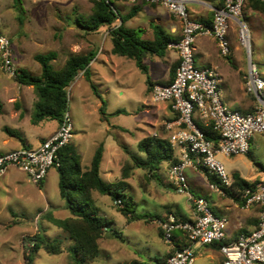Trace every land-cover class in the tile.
<instances>
[{
    "label": "crops",
    "instance_id": "1",
    "mask_svg": "<svg viewBox=\"0 0 264 264\" xmlns=\"http://www.w3.org/2000/svg\"><path fill=\"white\" fill-rule=\"evenodd\" d=\"M186 1L191 18L208 26L212 25L214 11L225 7L224 0ZM114 5L119 16L115 24L118 26L123 25V27L129 30L135 31L138 37L143 41L155 40L157 34L155 27L163 30L173 42L178 41L182 36L181 21L172 15L164 6L150 4L148 0H138L134 4L116 0V4L114 3ZM252 14L259 15L257 13ZM235 28L236 32H238V23L233 22L230 31H234ZM79 30L83 31L84 36L87 33L86 35L88 37L85 39L90 40L89 37L92 33L81 28ZM95 37L93 41H87L89 42L88 45L91 46L89 51L73 54L88 55L91 52L95 53V57L88 69L81 72L76 78L78 82L81 81L80 85H82V88L78 87L79 83L76 85V87L81 88V90L76 94L73 93V98L78 99L80 107L85 114H89L90 109L100 113L101 108L105 107V104L101 100L96 101L95 99L96 103L93 104V92L91 90L93 86L89 85V80L93 79V77L99 79V81L102 82L101 84L105 85L104 88L107 90L111 88V90L115 93L117 92V94L133 95L136 93V96L140 95L150 98L151 100L152 85L157 83L168 85L174 81L180 63V57L176 50L167 49L163 56L152 54L145 56L143 58V64L147 69L145 72L138 67L135 60L113 53L114 45L108 26L101 27L100 30L96 32ZM234 40H236V42H234ZM234 40L230 42L232 54L229 57H224L220 53L214 38L209 36L198 37L194 50L195 63L199 68L216 69L221 76V89L225 104L230 109L238 110L243 114H249L253 112L254 103L245 95L247 94L244 85L246 75L245 69L241 67L238 68L237 65H233L229 61L231 56L233 59L236 56L239 57L238 59L241 62V58H243L241 48H245L241 45L237 34L234 36ZM12 49L13 56H15L16 49L13 45ZM23 54L24 58L18 59L19 62H15L20 71H26L25 66H27V63H31L32 60L36 61V56L38 55L34 54L28 59L25 58L26 53L24 51ZM89 72H92V76L90 75L91 77H87ZM82 80H84L83 83ZM93 82L94 81H91L90 83L92 84ZM74 85L75 84H73V86ZM5 86L6 84H4V87L1 89V92H4L2 94L3 98L0 97V156L15 150L39 149L47 139L59 130L61 123L50 119L35 123L33 116L34 111L27 107L23 99L25 90L17 89V91L13 93L9 86ZM26 87L27 90H32L31 92L35 94L33 86ZM38 101L36 95L33 100V108ZM138 104L143 106V111L148 115V119L151 117L150 120H145L147 127L151 129V131H148L147 134L143 132L142 135H145L137 139V145L139 146V142L145 137L156 135L169 140L171 131L168 129L167 124L176 123L179 118L178 113L172 110L171 104L168 102L155 103L152 100L153 105L149 107L150 104L145 98ZM118 111L119 110H115L111 114H116ZM157 122L163 124L161 125L163 127L161 132H159V129L156 130L158 126L156 124ZM140 125L142 129V123L138 124V128H140ZM115 128L117 127L114 126L111 128V126L105 125L104 129L101 131L104 133L102 138H100L99 141L95 140L94 147L91 148H88L81 139L75 142L73 137L71 142L81 157L83 171H86L91 166L99 146L104 145V155L100 173L102 176L104 162L107 158H110L111 163L105 172L111 173L115 181L108 182L104 179V176H102L108 183L121 181L124 168L128 164L131 165L130 154L139 155L138 147L137 152L132 153L126 150L127 148L125 149V146H120L118 143L113 147L106 145L107 133L111 135V132H114ZM175 129H178L176 125ZM120 130L124 129L121 127ZM252 145L258 149H262L264 146V135H255L251 142V147H253ZM174 150L179 162L180 151ZM124 154L128 155L125 156ZM218 158L224 164L231 177H233L234 174H238L244 180L250 183L256 182L257 184L264 180V163H258L251 153L236 157L219 155ZM171 165L164 164L158 173L154 172L151 174L142 169L130 166L129 178L125 181L129 186L132 182L136 183L138 188L144 192V194H147V200H143L146 204V208L142 210L138 208L136 210L134 209L132 218L124 216L121 212L115 215L111 212V207L116 208L111 197L103 196L97 192L93 193L98 215L109 222V225L105 228L103 238L99 240V248L102 246V250L106 252L110 259L106 264H146L139 254V249L144 248L149 249V253L154 251L159 256L155 258L156 262L163 263L166 262L175 251L185 247L188 241L186 235L181 231L175 233L173 244L168 245L165 243L160 227V220L166 219L169 215H175L186 221L196 219L192 196L204 197L208 200L212 210L217 216L225 217L228 220L226 240L229 243L236 241L241 234H250L258 228L261 216V207L258 204L252 205L250 209H245L243 197L240 196L239 193L233 191L232 188H225L221 192L212 191L209 176L205 172L193 168H189L185 171L191 196L188 194H180L177 192L174 183L169 179ZM115 171H120L121 177L115 176ZM145 175L147 177H145ZM140 176H142V178H139ZM0 179L3 180V185L7 188L8 207L10 208V214L16 219V224L23 222L19 221V219H25L27 215H31L30 217L35 216V221L37 219L39 220V218L47 219L50 215L56 219L71 217L72 214L70 210L67 209L66 202L59 192V173L57 167H53L49 171L42 187L34 184L28 174L14 166L8 167L5 173L0 176ZM213 183H218L216 177ZM49 184H51V192H55L54 195L49 193ZM12 197L15 199L13 200ZM140 197L141 195H139V198H135V201L133 200V205L137 206V204L140 203ZM15 207H20V211L14 210ZM61 213H66V216L67 214L69 216H65L66 218H59L58 215ZM9 221L13 222L12 219ZM39 229L40 228H35V226H33L30 233L33 232L32 234H35ZM63 232L67 235L64 230ZM126 243L133 246L134 250L128 249L127 246L124 245ZM70 246H72V244H69L67 248L63 247L61 255H63L64 251L68 252ZM195 254L196 258L194 264H223L225 260L219 244L195 246ZM119 255H121V257ZM97 258L93 264H96Z\"/></svg>",
    "mask_w": 264,
    "mask_h": 264
},
{
    "label": "built area",
    "instance_id": "2",
    "mask_svg": "<svg viewBox=\"0 0 264 264\" xmlns=\"http://www.w3.org/2000/svg\"><path fill=\"white\" fill-rule=\"evenodd\" d=\"M90 2L111 3L113 0H88ZM130 4L138 0H122ZM150 4L161 5L182 23V36L171 42L168 49H174L180 57L179 67L171 84H154L151 98L155 103L171 104L178 113L176 123H168L171 131L169 143L180 151V160L170 166L169 179L180 194L191 196L185 171L193 168L217 178L211 183L212 191L221 192L232 188V177L219 155L225 157L245 156L250 153L255 135H264V77L257 66L248 61L245 75V91L255 99L252 113L243 114L230 109L223 100L221 76L214 68H199L195 63V43L200 36H209L216 41L224 57L232 54L229 32L233 22L238 23V39L250 54V35L244 19L247 0H224L225 7L214 11L211 26L191 18L186 0H148ZM0 68L11 79H16L21 71L13 61L11 40L0 33ZM199 121V122H198ZM211 122L219 134L218 144L208 141L199 123ZM178 127V129H175ZM74 126L69 112L64 116L59 130L47 139L37 150L21 149L0 156V176L10 166L17 167L29 175L34 184L44 181L53 167H57L58 152L68 146L73 139ZM244 208L252 205L261 207L260 222L250 234H241L234 242H227L228 220L217 216L204 197H193L196 219L186 221L169 215L160 221L163 239L171 245L174 235L181 231L188 244L172 254L166 262L157 264H194L195 246L219 244L225 260L223 264H264V180L243 193ZM120 205L121 202H115Z\"/></svg>",
    "mask_w": 264,
    "mask_h": 264
},
{
    "label": "rangeland",
    "instance_id": "3",
    "mask_svg": "<svg viewBox=\"0 0 264 264\" xmlns=\"http://www.w3.org/2000/svg\"><path fill=\"white\" fill-rule=\"evenodd\" d=\"M21 2L22 6L20 9V7H15L14 0H0V33L7 36L16 49V54L13 56V61L15 60L14 63L19 62L18 59L24 58L23 51L26 53L25 58L28 59L34 54L48 55L54 52L58 54V57L52 62V65L55 70H60L64 67L67 59L71 55L89 51L91 46L88 45L89 42L87 41H93L96 38V33H92L89 37L90 40L85 39L88 37L86 35L87 33L84 36L83 31L79 30L80 27L74 25V21L80 17H88L92 14L93 4L90 1L22 0ZM113 2L116 4V0H113ZM244 18L250 35V54L247 50L241 48L243 54L241 62L238 59L239 57L236 56L234 59L231 56L229 61L233 65H237L238 68L241 67L245 69L246 74L250 58L264 77V18L261 15L257 16L252 13H248V16L244 13ZM236 34L238 35L236 28L234 31L229 32L228 37L230 42H233ZM234 42H236V40H234ZM25 69L26 72L32 76H40L42 72L41 65L34 60H32L31 63L29 62V64L27 63ZM90 75L92 76V72H89L87 77ZM75 81L68 88V103L66 110L69 112L74 126L73 137L75 142L81 139L88 148L94 147L95 140L99 141L100 138H102L104 133L101 131L104 129L105 125H109L111 128L116 126L117 128L114 129V132H111V135L107 133L106 145L113 147L118 143L120 146H125V149L127 148L126 150L136 153L138 149L136 143L137 139L142 138L148 131H151L145 123V120H150L151 117L148 119V115L143 111V106L138 103L140 101L142 102L145 98L150 104H148L149 107H151V105H153L152 100L140 95L136 96V93L133 95L117 94V92L115 93L111 88L109 90L104 88L105 85L101 84L102 82H100L99 79L93 77V79L89 80V85L94 87H91L93 92V104L96 103L95 99L96 101L101 100L105 104L103 108L105 114L102 115L101 112H96L93 109H90L89 114H85L80 107L78 99L73 98V93H78L82 88V85H80L81 81ZM83 81L84 80H82V83ZM91 81L94 82L91 84ZM78 83V87L81 88L76 87ZM4 84H6L5 87L9 86L13 93H15L17 89H24L25 93L23 94V99L25 104L28 108L33 109V116L37 114V104L33 108V100L36 95L39 100V95L34 87L35 94L31 92L32 90H27V87L21 85L16 79L9 78L0 68L1 98H3L2 94L4 92H1V89L4 87ZM73 84L75 85L73 86ZM245 95L255 106V99L248 94ZM115 110L119 111L116 114H111ZM100 119L103 120L101 121ZM140 123L143 125L142 129L141 125L140 128H138V124ZM156 124L158 125L156 130L159 129V132H161L163 129L161 125L163 124L160 122ZM121 127L125 131L120 130ZM143 132H145L144 135H142ZM252 146L250 150L252 156L258 163H264V146L262 149H258L254 145ZM124 155L126 156L128 154ZM110 160V158L105 160L102 168V176H104V179L108 182H115L113 180V175L105 172L111 163ZM115 174V176L121 177L120 171H115ZM145 177L147 176L145 175ZM139 178H142V176ZM48 189L49 193L54 195L55 192H51V184L48 185ZM126 193L131 196L134 201L135 198H139V195H141L140 203L137 204V206H133L135 210L137 208L140 210L146 208V204L143 200H147V194H144L136 183L132 182ZM12 199L14 200L15 198L12 197ZM8 206L7 188L3 185V180L0 179V264H25L22 239L24 235L30 233L33 226H35V228H40V232L49 237L52 241L58 243L62 248H67L69 244H74V241L67 236L68 234L66 235L62 229L49 222L52 217L47 219L39 218V220L37 219L35 221V216L30 217L31 215H27L25 219H19V221L23 222L16 224V219L10 214V208ZM14 210L20 211V207H15ZM111 212L115 215L120 214L119 211L113 207H111ZM58 216L59 218H64L66 213H61ZM68 216L67 214L66 217ZM11 219L14 223L9 221ZM32 233L33 232H31L30 235ZM116 241L119 242L118 240ZM124 245H126L128 249L134 250L133 246L129 245V243ZM100 248L96 264H106L110 259L106 252L102 250V246ZM68 252L64 251L63 255H61L62 253L51 255L42 249L37 254L34 264H74L72 258L70 259L71 254ZM139 254L146 264H157L155 258L159 256L154 251L149 253V249L144 248L139 249ZM119 256L121 257V255Z\"/></svg>",
    "mask_w": 264,
    "mask_h": 264
},
{
    "label": "trees",
    "instance_id": "4",
    "mask_svg": "<svg viewBox=\"0 0 264 264\" xmlns=\"http://www.w3.org/2000/svg\"><path fill=\"white\" fill-rule=\"evenodd\" d=\"M21 1L14 0L16 8L20 7L21 9ZM91 3L93 4L92 15L80 17L74 21V24L90 33H96L101 27L108 26L114 45L113 53L135 60L138 67L145 72L147 69L143 64V58L149 54L165 55L169 44L173 42L158 27H155L157 34L154 41H143L135 31L115 24L119 16L114 2ZM244 13L247 16L248 13H257L264 18V0H247ZM57 57L58 54L54 52L48 55L38 54L36 61L42 67L41 75L32 76L21 70L20 75L16 78V81L21 85L33 86L39 95L36 105L37 114L34 116L35 123L45 119L63 122L67 112L68 88L81 72L87 70L95 53L72 55L60 70H55L52 65ZM100 112L102 115L105 114L103 108ZM199 127L208 141L218 144L219 134L211 122L199 123ZM138 148L139 155L130 154L131 165H126L122 180L116 183L106 182L100 173L104 145L99 146L91 166L86 171H83L81 157L72 143L58 152L59 192L72 215L66 219H56L52 215L49 218L52 217L50 222L64 230L74 241L69 252L75 264H93L99 255V240L103 238L105 228L109 225L105 218L98 215L93 193L110 196L114 204L121 202L120 205L115 204V207L124 216L132 218L133 198L126 193L129 185L125 181L129 178L130 166L151 174L158 173L164 164L173 165L178 162L175 150L169 140L158 135L145 137L139 142ZM209 180L213 183L215 177L209 176ZM232 181V190L239 193L240 196H243L246 189L255 187L257 184L244 180L238 174L233 175ZM43 182L37 185L42 187ZM22 241L25 264H34L37 254L42 249L51 255L63 252V248L58 243L52 241L40 230L32 235H24Z\"/></svg>",
    "mask_w": 264,
    "mask_h": 264
}]
</instances>
